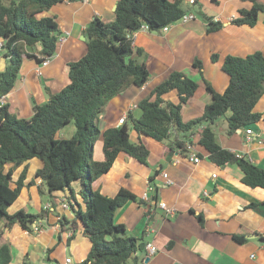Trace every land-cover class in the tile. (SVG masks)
Returning <instances> with one entry per match:
<instances>
[{
  "label": "crops",
  "instance_id": "crops-1",
  "mask_svg": "<svg viewBox=\"0 0 264 264\" xmlns=\"http://www.w3.org/2000/svg\"><path fill=\"white\" fill-rule=\"evenodd\" d=\"M259 1L264 5V0ZM117 2L64 0L40 14L39 17H54L59 25L61 37L57 52L42 69L41 75L37 73L40 64L25 59L15 89L0 100V107L9 104L12 114L30 119L34 115L33 102L43 104L49 101L47 89L56 93L66 87L69 83V63L79 60L87 51V27L95 17L104 22L113 21ZM183 2L195 19L173 24L167 32L141 30L134 34V50H143L135 58L147 64L150 77L143 87L131 86L107 104L98 117L101 133L121 126L119 120L122 118H125L124 123L129 122V115L140 118L142 111L138 103L149 98L152 91L174 71L183 72L199 84L198 92L183 107L184 122L200 117L211 102L205 80L218 93H224L230 84V76L222 69V60L226 56L246 57L257 51L264 54V11L259 14L254 27L232 23L241 9L253 6L251 2L220 0L214 4L211 0H199L195 6H191L188 0ZM210 20L221 23L222 28L208 33ZM1 43L3 45L2 39ZM37 50L41 47L38 46ZM215 53L220 56L221 62H212L211 56ZM195 59L202 61V75L192 69ZM7 65L8 60L0 49V70H5ZM163 99L179 103L176 91L165 94ZM255 112L264 114V96ZM222 122L225 121L214 125L217 143L264 169V120L250 126L258 135L257 139L252 136L251 141L247 129L228 136L227 128L221 126ZM66 128L63 133L60 131L57 134L58 138L68 139L75 134L76 127L73 128L72 124ZM201 131L196 129L191 133V143H186V150H172L169 143L142 137L149 150L147 164L121 153L111 170L92 184L94 190L106 196L115 197L124 188L143 201L128 202L116 211L114 217L117 224L125 225L128 232L139 239V247L145 245L136 254L138 264H264V189L243 184L242 173L236 166L214 164L198 145ZM130 135L133 142L138 141L139 135L134 130ZM175 138L182 139L177 134L171 136V140ZM102 147L101 136L93 149L97 161L104 159ZM193 157L200 161L195 163L191 160ZM43 166L42 160L34 158L14 172L13 178L17 181L27 169L26 186L15 209L32 214L48 213L45 216L46 227L40 233L25 231L19 225L5 231L3 242L11 249L10 264H46V260L50 264H64L66 259L71 260L70 264H80L87 258L91 243L83 234L80 221L77 228L72 222L63 226L60 224L61 217L69 221L75 218L71 207L61 211L59 208L55 211L48 209L52 201L44 192L45 183L35 176ZM11 167L9 165L7 169ZM164 174H167L171 184L166 183ZM77 183L73 184V188L85 210L78 195L81 186ZM149 187L153 188L150 192ZM147 192L150 199L145 201L143 196ZM70 193L69 190L64 191L62 198L69 201ZM161 203L174 209V214L161 209ZM252 203L259 205L250 207ZM251 234L258 235V238L249 239L247 236ZM234 235H245L247 241L238 243ZM148 245L156 247L157 253L150 254L146 249Z\"/></svg>",
  "mask_w": 264,
  "mask_h": 264
},
{
  "label": "trees",
  "instance_id": "trees-1",
  "mask_svg": "<svg viewBox=\"0 0 264 264\" xmlns=\"http://www.w3.org/2000/svg\"><path fill=\"white\" fill-rule=\"evenodd\" d=\"M63 1L0 0V39L8 60L5 70H0V100L15 89L25 59L41 64L55 56L61 37L59 25L54 17L39 15ZM219 1L211 0L214 4ZM243 1L253 6L241 9L232 23L254 27L264 5L259 0ZM183 3V0H118L113 21L104 22L95 17L87 27V51L82 58L69 63L66 87L56 93L47 89L49 101L33 102L34 115L30 119L12 114L9 104L0 107V264L12 261L10 246L3 242L5 231L19 225L25 231L34 232V223L48 213L32 214L23 209L9 212L26 186L27 169L17 181H14V172L34 158L44 163L35 176L45 183L52 196L66 190L71 192L69 201L75 218L69 221L61 217L60 224L72 222L77 228L78 222L82 223L91 249L80 264H138L139 239L130 234L125 225L117 224L114 217L128 202L143 201L124 188L115 197H109L94 190L92 184L111 170L121 153L147 164L149 150L142 137L169 143L172 150H186V143H191V133L202 129L198 145L214 164L234 165L242 173L243 184L264 189V169L247 157H239L221 147L214 130V125L224 120L227 135L232 136L264 120V114L255 112L264 96V54L261 51L246 57L228 55L222 60V69L230 76V84L224 93H218L205 80L211 102L200 117L184 122L183 107L198 92L199 84L183 72L174 71L149 98L138 103L142 111L140 118L129 115V122L101 133L98 117L107 104L131 86L143 87L150 77L147 64L135 58L143 50H134L133 34L143 26L150 32L161 33L165 27L179 23L190 12ZM208 25V33L222 28L221 23L212 20ZM211 60L221 62L216 53ZM192 69L202 75V61L195 59ZM171 91L177 92L178 104L163 99ZM71 124L76 127L75 134L68 139L58 138L57 134ZM132 130L139 135L137 142L131 140ZM175 134L182 139L171 140ZM101 136L104 159L97 161L93 149ZM9 165L12 167L7 169ZM76 182L81 186L78 195L85 210L73 188ZM56 204H51L53 211L57 209ZM258 205L252 203L250 207ZM233 238L238 243L247 241L245 235Z\"/></svg>",
  "mask_w": 264,
  "mask_h": 264
},
{
  "label": "built area",
  "instance_id": "built-area-1",
  "mask_svg": "<svg viewBox=\"0 0 264 264\" xmlns=\"http://www.w3.org/2000/svg\"><path fill=\"white\" fill-rule=\"evenodd\" d=\"M198 1L199 0H188V3L191 5V6H194V5H197L198 4ZM193 19H195V16L193 15V14H186L182 19H181V21H180V23H187V22H189V21H191V20H193ZM171 26V25H170ZM170 26H167V27H165L163 30H164V32H167L169 29H170ZM141 30H148L147 29V27L146 26H143L142 28H141ZM141 30H139V31H141ZM139 31H137V32H139ZM137 32H135L134 34H136ZM134 34H133V36H134ZM2 43L0 44V49H2ZM50 63V58H48V59H46L43 63H41L40 65H39V67H38V69H37V73H38V75H41L42 74V69L44 68V67H46L48 64ZM124 121H125V118H122V119H120L119 120V123L120 124H123L124 123ZM247 134L249 135V141H251V140H253V138H252V136H255V139H257V137H258V135H256L253 131H252V129L250 128V127H248L247 128ZM190 148V147H189ZM191 160L192 161H194L195 163H198L200 160L197 158V157H193V158H191ZM214 177H215V175H214ZM164 178L165 179H167V184H171V181L168 179V177H167V174H164ZM153 190V188L152 187H149L148 188V192H150V191H152ZM145 193L144 194V196H143V198H144V200L145 201H148L150 198H149V193ZM60 205H61V207L63 208V209H68V208H70V205H69V203H68V201L65 199V198H62L61 200H60ZM160 208L161 209H164V210H166L167 212H169V213H171V214H174V209H169V207L167 206V204L166 203H161L160 205ZM52 208V206H48V209L49 210H52L53 211V208ZM45 228V226H44V223H42V222H35L34 223V225H33V230H34V232L35 233H40L43 229ZM146 249L148 250V252L150 253V254H152V255H154V254H156L157 253V248L156 247H154L153 245H148L147 247H146ZM71 263V260L70 259H66L65 260V262H64V264H70ZM51 264H60V263H58V262H54V263H51Z\"/></svg>",
  "mask_w": 264,
  "mask_h": 264
},
{
  "label": "rangeland",
  "instance_id": "rangeland-1",
  "mask_svg": "<svg viewBox=\"0 0 264 264\" xmlns=\"http://www.w3.org/2000/svg\"><path fill=\"white\" fill-rule=\"evenodd\" d=\"M72 126H73V128L75 127L73 124H72ZM221 126L222 127H224V128H227V124L225 123V122H222L221 123ZM66 128V127H65ZM66 129H70V128H66ZM61 133H63V130H61ZM77 184H79V183H77ZM28 187V186H27ZM44 192L46 193V195L48 196V198H49V200L50 201H52L53 203L55 202V203H57L56 204V207H57V209L59 208V210L61 211V210H64L62 207H61V205H60V200L62 199V197H63V195H64V192H57V193H54L53 194V196L49 193V191H48V189H47V186L45 185L44 186ZM20 198V197H19ZM67 201H68V199L67 198H65ZM19 200V199H18ZM18 200L16 201V203L9 209V212L10 213H15L16 211H18V210H16L15 209V205H16V207H18L17 205H18ZM68 203L70 204V202L68 201ZM46 217H42V218H40L39 220H38V222H42V223H44L45 225V227H46V224H47V221H46V219H45ZM140 251V250H139ZM45 263L46 264H50V262L49 261H45ZM53 263V262H52Z\"/></svg>",
  "mask_w": 264,
  "mask_h": 264
},
{
  "label": "water",
  "instance_id": "water-1",
  "mask_svg": "<svg viewBox=\"0 0 264 264\" xmlns=\"http://www.w3.org/2000/svg\"><path fill=\"white\" fill-rule=\"evenodd\" d=\"M247 237L249 239H253V238H258V235L251 234V235H248ZM141 248L144 249L145 248V245H142Z\"/></svg>",
  "mask_w": 264,
  "mask_h": 264
}]
</instances>
